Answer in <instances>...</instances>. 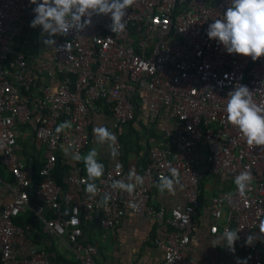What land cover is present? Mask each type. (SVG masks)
I'll use <instances>...</instances> for the list:
<instances>
[{
  "label": "built area",
  "instance_id": "built-area-1",
  "mask_svg": "<svg viewBox=\"0 0 264 264\" xmlns=\"http://www.w3.org/2000/svg\"><path fill=\"white\" fill-rule=\"evenodd\" d=\"M228 6L229 0H137L126 10L125 30L117 35L110 30L109 16L94 15L91 27L83 32L72 30L55 37L57 47H69H50L47 76L62 79L55 89L48 85L41 90L42 114L34 138L44 146L46 159L38 172L39 181L33 184L27 166L17 159L15 127L32 119L30 93L39 60H29L12 48L26 34L35 6L29 0H0V151L14 180L8 186L13 198L0 209V264H53L43 250L16 256L14 247L30 228L23 229L14 220L26 210L40 219L49 237L71 251L76 264H98L96 246L81 241L82 223L92 221L94 213L107 231L120 225L127 213L162 221L163 211H155L149 201L160 176H171L172 169L186 203L171 210L170 229H160L149 241L162 251L164 264H196L185 253L200 204L201 145L210 174L234 181L249 171L254 178L243 197L234 185L232 192L211 199L209 232L237 230L239 240L237 255L222 260L216 252L203 264H237L243 258L247 264H264L261 238L245 245L251 233L259 235L264 220V146L249 147L238 128L227 122L225 111L228 93L236 84L247 86L254 102L264 107V57L253 62L229 55L222 45L209 40V24L222 19ZM35 30L42 31L40 27ZM11 53L12 60L4 66ZM98 102L104 103L113 118L117 158L97 180L96 196L75 200L72 194L61 193L51 171L59 152L68 149L82 155L90 144L88 128ZM137 114L145 119L163 115L169 120L172 128L166 137L171 147L148 150V163L137 174L143 184L129 194L112 189L111 184L127 182L120 137ZM66 121L71 128L57 134V126ZM79 163L70 157L68 180L81 189L87 178ZM105 196L111 197L106 205L102 203ZM45 208L51 210L52 218L44 217Z\"/></svg>",
  "mask_w": 264,
  "mask_h": 264
},
{
  "label": "crops",
  "instance_id": "crops-1",
  "mask_svg": "<svg viewBox=\"0 0 264 264\" xmlns=\"http://www.w3.org/2000/svg\"><path fill=\"white\" fill-rule=\"evenodd\" d=\"M16 52L24 54L29 60L39 63V72L35 85L30 93V109L32 119L27 125H16L17 133V159L27 166L28 177L33 184L39 181L38 172L45 163V148L34 138V132L38 125L39 115L42 114L40 107V96L43 87L48 85L55 89L62 77L50 80L47 72L51 69L50 47H45L41 39V31L27 27L26 34L14 41ZM14 53H11L4 62V66L12 60ZM34 59V60H33ZM73 80V77H70ZM41 110V111H40ZM113 118L106 110L103 102H98L95 111L91 114V125L88 128L90 144L83 151L82 157L95 149L98 152V160L104 165L105 171L114 166L117 154L110 155L107 146H100L95 143L93 129L105 126L114 132ZM172 128L171 122L163 115L156 118L145 119L137 114L135 120L123 128L120 137L121 150L119 151L124 168L130 172L134 170L136 174L142 172L148 163L147 152L151 148L162 149L171 147L166 137V131ZM204 148L199 146L202 155L201 176H200V204L198 206V217L193 223V230L190 239L189 249L185 256L196 264L203 262L218 253L222 260L229 259L237 252H231L223 243L217 247L212 246V241L221 236V230L216 235L209 232L210 227V202L214 196L223 193H230L234 189V181L223 175H212L208 172L204 163ZM116 153H118L116 151ZM70 155L66 152L57 154V162L51 171V176L59 186L62 194L70 193L75 200L88 198L84 185L81 189L71 185L68 180ZM82 175L87 178L83 160L79 163ZM104 171V173H105ZM97 184V180L95 181ZM14 185V180L9 168L1 161L0 151V209L9 203L13 196L8 186ZM180 186H175L174 193L167 190L161 193L156 187L149 201L155 211H163L162 221H156L150 217H136L127 213L120 225L113 230H104L98 223V215L92 216V221L83 225L82 242L92 243L97 248L95 260L98 264H164L163 253L149 239L160 229H170L167 219L171 210L176 207H183L185 199ZM65 213L69 209L65 207ZM31 213L26 210L20 213L23 216ZM32 214V213H31ZM44 217L52 218L49 208L44 209ZM40 221V220H39ZM41 225L42 222L40 221ZM262 250L264 252V237H261ZM17 257L29 255L33 251L43 250L50 256L53 264H76L71 251L63 244L58 243L43 231L33 228L29 230L23 240L14 247Z\"/></svg>",
  "mask_w": 264,
  "mask_h": 264
},
{
  "label": "clouds",
  "instance_id": "clouds-1",
  "mask_svg": "<svg viewBox=\"0 0 264 264\" xmlns=\"http://www.w3.org/2000/svg\"><path fill=\"white\" fill-rule=\"evenodd\" d=\"M137 0H29L34 5V18L30 27H40L42 43L45 47H53L65 50L69 46L65 44L57 47L55 37H64L70 31L83 32L91 27L94 15L109 16L111 19L110 30L116 35L123 32L126 27V10L135 5ZM209 40L216 41L222 45L229 55H239L250 58L256 62L264 57V0H229V6L223 12L222 19H216L209 24L207 29ZM228 79V76H225ZM264 87V81L261 82ZM227 122L238 128L240 135L249 147L264 146V107L258 106L253 100V93L247 86L236 84L228 93ZM71 122H64L57 126L56 133L71 128ZM95 143L107 146L110 155L115 156L116 136L107 127L100 126L93 129ZM66 154L72 160H83L87 181L85 191L90 198H94L99 189L95 183L104 175V165L98 160V152L93 149L85 156L78 151L70 152L65 149ZM171 176H160L157 185L158 190L163 193L168 191L174 193L175 186L179 183L178 174L175 169L171 170ZM249 171H243L234 179L237 192L245 196L252 180ZM143 184V177L130 171L127 182L116 180L111 184L112 189L133 193L137 186ZM110 196H105L103 204H107ZM135 206V205H133ZM239 231L225 229L223 234L212 241V246L217 247L223 243L231 252H235V243L239 240ZM264 237V220L260 222V233H251L245 240L246 246H251L255 240ZM237 264H247V260Z\"/></svg>",
  "mask_w": 264,
  "mask_h": 264
},
{
  "label": "trees",
  "instance_id": "trees-1",
  "mask_svg": "<svg viewBox=\"0 0 264 264\" xmlns=\"http://www.w3.org/2000/svg\"><path fill=\"white\" fill-rule=\"evenodd\" d=\"M40 219H38L36 216H34L33 214L31 213H27L23 216H18L15 220H14V223L20 227H22L23 229H25L26 226H28L30 229H27L26 230V233L31 230L33 228H37L38 230H41L42 228V225L39 221ZM84 225V222L82 223V227ZM25 233V234H26Z\"/></svg>",
  "mask_w": 264,
  "mask_h": 264
},
{
  "label": "water",
  "instance_id": "water-1",
  "mask_svg": "<svg viewBox=\"0 0 264 264\" xmlns=\"http://www.w3.org/2000/svg\"><path fill=\"white\" fill-rule=\"evenodd\" d=\"M242 254H243V253H241V256H242ZM242 258H243V256H242ZM241 261H244V258H243V259H241Z\"/></svg>",
  "mask_w": 264,
  "mask_h": 264
},
{
  "label": "rangeland",
  "instance_id": "rangeland-1",
  "mask_svg": "<svg viewBox=\"0 0 264 264\" xmlns=\"http://www.w3.org/2000/svg\"><path fill=\"white\" fill-rule=\"evenodd\" d=\"M264 246V245H263Z\"/></svg>",
  "mask_w": 264,
  "mask_h": 264
}]
</instances>
